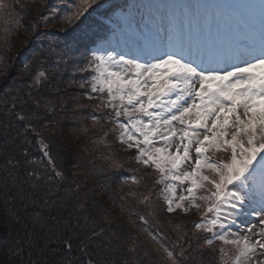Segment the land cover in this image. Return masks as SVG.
<instances>
[{
	"label": "trees",
	"instance_id": "16d2710c",
	"mask_svg": "<svg viewBox=\"0 0 264 264\" xmlns=\"http://www.w3.org/2000/svg\"><path fill=\"white\" fill-rule=\"evenodd\" d=\"M2 2L0 264H227L219 249L229 254L232 249L216 240L207 245L211 234L194 228L203 206L168 213L158 174L131 160L135 151H125L114 134L105 147L101 137L111 125L101 121L102 129L93 123L99 101L87 99L88 89L80 87L88 74L77 69L91 51L111 46L115 38L128 40L123 32L130 12L142 3L160 10L158 1L112 3L106 14L111 22L96 19L101 6L72 24L66 17L79 0ZM17 112L39 117L30 121L35 131L27 141L16 136V129L22 130ZM39 138L48 145L54 168L40 151Z\"/></svg>",
	"mask_w": 264,
	"mask_h": 264
},
{
	"label": "snow or ice",
	"instance_id": "6c2138e0",
	"mask_svg": "<svg viewBox=\"0 0 264 264\" xmlns=\"http://www.w3.org/2000/svg\"><path fill=\"white\" fill-rule=\"evenodd\" d=\"M103 2L79 0L67 22L91 15ZM210 7L216 16L203 25L170 19L130 53L95 48L77 69L88 74L80 87L88 89L87 99L99 101L93 123L111 125L101 137L105 147L114 134L125 151H135L131 160L158 174L168 213L203 206L194 228L211 234L207 245L216 240L232 249H219L222 261L264 264V0ZM15 115L22 125L16 136L27 141L35 131L30 121L39 117ZM39 148L53 165L43 138Z\"/></svg>",
	"mask_w": 264,
	"mask_h": 264
},
{
	"label": "rangeland",
	"instance_id": "374dc122",
	"mask_svg": "<svg viewBox=\"0 0 264 264\" xmlns=\"http://www.w3.org/2000/svg\"><path fill=\"white\" fill-rule=\"evenodd\" d=\"M213 4L214 3H212V2L207 3V2H204L201 0H196V2L193 3V8H191L192 11L189 10V16H187V15H185V13H183L181 15L180 21L183 22L185 20V18L187 17L189 19H192L196 24L203 25L205 23L206 18H208V17L214 18L216 16L215 9L210 7ZM160 19H164L162 12L160 14H158L156 17L157 23L158 22L160 23ZM147 22H148V20H145V18H143L142 13H139V15L136 17V20H135V23L133 24V27L136 30H140L143 27V25L146 24ZM179 194H180V192L178 189L177 195H179ZM252 219L253 218H251V217H241V220H252Z\"/></svg>",
	"mask_w": 264,
	"mask_h": 264
},
{
	"label": "water",
	"instance_id": "95a60500",
	"mask_svg": "<svg viewBox=\"0 0 264 264\" xmlns=\"http://www.w3.org/2000/svg\"><path fill=\"white\" fill-rule=\"evenodd\" d=\"M33 138H35V135L33 136Z\"/></svg>",
	"mask_w": 264,
	"mask_h": 264
}]
</instances>
